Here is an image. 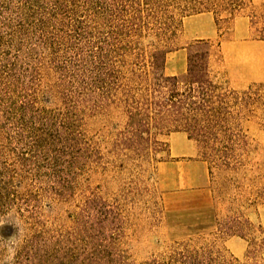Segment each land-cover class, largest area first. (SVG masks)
<instances>
[{"label":"trees","instance_id":"1","mask_svg":"<svg viewBox=\"0 0 264 264\" xmlns=\"http://www.w3.org/2000/svg\"><path fill=\"white\" fill-rule=\"evenodd\" d=\"M245 7L246 0H0V218H26L28 234L17 245L23 264H223L215 245L188 244L136 263L123 247L117 200L84 198L64 230H46L39 217L46 196L69 202L71 180L100 160L86 119L114 106L126 117L116 152L157 160L159 137L182 132L208 166L245 164L244 123L264 110V85L240 91L215 81L208 41L189 45L182 76L165 72L173 50L146 49L190 16L229 22ZM244 230L260 231L241 214L217 228L264 254V237L258 243Z\"/></svg>","mask_w":264,"mask_h":264},{"label":"rangeland","instance_id":"2","mask_svg":"<svg viewBox=\"0 0 264 264\" xmlns=\"http://www.w3.org/2000/svg\"><path fill=\"white\" fill-rule=\"evenodd\" d=\"M241 15L249 17L251 32L236 38L237 41L255 44L263 40L264 0H251L250 3L246 0ZM182 24L162 40L146 47L147 54L154 48L173 51L186 48L188 55L193 41L184 33ZM217 25L223 34L231 28V22L224 17ZM210 44L212 77L219 83L228 82L223 55L218 48L219 39L210 41ZM125 122L122 109L115 106L86 119V131L100 160L89 163L79 180H71L77 187L69 202L49 201V196L44 198L46 201L41 204L39 219L45 229L68 228L84 198L96 195L108 201L117 200L122 206L126 219L123 247L136 263L163 258L188 244L200 248L215 245L223 264H264V254L261 249L256 252L254 244L217 231L218 224L241 214L260 230L255 233L244 230L247 239L253 236L260 243L264 237V202L260 199L264 187V110L259 107L244 123L251 150L245 156V164L236 171L208 166L197 144L182 132L159 137L163 144L157 160H140L130 152H116L113 142ZM199 162L207 171L210 192H179V180L201 179ZM24 220V215L15 212L0 218V264H23V258H17V245L28 234Z\"/></svg>","mask_w":264,"mask_h":264},{"label":"crops","instance_id":"3","mask_svg":"<svg viewBox=\"0 0 264 264\" xmlns=\"http://www.w3.org/2000/svg\"><path fill=\"white\" fill-rule=\"evenodd\" d=\"M230 22L231 28L224 34L218 28V22L212 13L190 16L184 19L182 25L184 33L190 35L192 41L203 40L210 43V41L219 39L218 48L223 55V68L232 89L244 90L251 83H264V40L256 41L255 44L251 41H237L236 38L245 37L251 32L248 16L239 15ZM258 48L260 51L257 50ZM186 50V48H182L168 54L165 65L167 75L181 76L185 74L187 69ZM199 164L200 169L202 168L199 174L201 179L179 180V192L183 194L210 192L207 171L204 170L202 162ZM204 204L207 203L204 202ZM239 240L244 241L240 238Z\"/></svg>","mask_w":264,"mask_h":264}]
</instances>
